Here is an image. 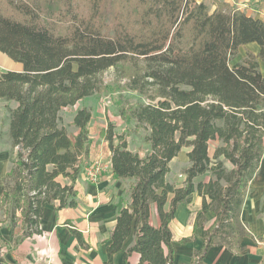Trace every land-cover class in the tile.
I'll use <instances>...</instances> for the list:
<instances>
[{
	"label": "trees",
	"instance_id": "obj_1",
	"mask_svg": "<svg viewBox=\"0 0 264 264\" xmlns=\"http://www.w3.org/2000/svg\"><path fill=\"white\" fill-rule=\"evenodd\" d=\"M252 43L260 47L258 55L247 52L231 65L240 48ZM0 53L23 66L21 72L0 73V100L18 105L7 107L12 167L0 197V223L16 225L20 213L22 234L15 245L42 233L46 203L58 201L59 209L77 205L74 187L89 155L92 112H76L74 139L61 113L107 89L101 77L112 69L128 81L126 88L148 100L123 108L121 115L148 132L150 150L143 157L131 151L112 126L102 134L114 177L130 181L131 209L117 217L110 262L134 235L126 256L136 252L140 264H173L170 223L179 204L194 194L202 198L195 227L206 213L215 216L194 264H203L212 246L242 250L250 234L241 212L264 161L258 62L264 63V21L225 3L211 13L208 4L194 0H0ZM212 141L221 144L213 158ZM185 148L189 167L184 187L177 188L168 180L170 163ZM207 174V182H195ZM154 204L159 228L150 224ZM73 235L82 242L81 234ZM9 249L0 237V264H10Z\"/></svg>",
	"mask_w": 264,
	"mask_h": 264
},
{
	"label": "crops",
	"instance_id": "obj_2",
	"mask_svg": "<svg viewBox=\"0 0 264 264\" xmlns=\"http://www.w3.org/2000/svg\"><path fill=\"white\" fill-rule=\"evenodd\" d=\"M194 1L197 4H208L211 13L217 9L218 3H225L234 6L248 17L264 21V0ZM245 49H249L254 55H258L260 51L256 43L240 48L239 53ZM261 70L264 71V63ZM7 71L21 72L23 66L0 53V73ZM17 106L15 102L0 100V122L3 117L8 116L5 134L10 142V113L7 107L15 110ZM77 135L78 130L75 137ZM129 149L133 151L130 146ZM11 155L0 150V197L5 191L3 179L12 167ZM140 156L143 157L141 154ZM111 157L108 141L91 140L89 155L82 160L83 172L74 187L77 205L73 208L59 209L58 201L46 203L39 223L42 231L40 235L15 245V240L22 234L20 213L17 214L19 221L16 225L9 220L4 224L0 223V237L10 244V249L6 253L10 264H140V254L133 252L126 256L128 249L134 244V235L128 237L121 251L113 256L111 262L109 260L107 249L112 243L111 236L117 225V217L123 208L131 209L130 181L114 177ZM176 159L177 157L170 163L168 180L177 188H182L186 181L184 173L171 178L172 163ZM95 162L104 163L106 169L101 173L97 183H91L86 178V170ZM263 163L264 161L249 186L241 212V220L248 226L250 234L242 239L240 243L242 250L235 252L225 246H212L206 252L203 264H264ZM209 178L207 174L195 179V182H207ZM172 198L170 195L164 207L165 212L169 211ZM201 209L202 198L197 194L182 201L177 207L175 217L170 223L173 264H194L195 254L203 249L205 245L203 231L214 224L215 216L211 212L206 213L202 225L195 227L196 214ZM150 224L155 228L161 227V218L155 204L151 206ZM73 230L81 234L82 242L73 235Z\"/></svg>",
	"mask_w": 264,
	"mask_h": 264
},
{
	"label": "rangeland",
	"instance_id": "obj_3",
	"mask_svg": "<svg viewBox=\"0 0 264 264\" xmlns=\"http://www.w3.org/2000/svg\"><path fill=\"white\" fill-rule=\"evenodd\" d=\"M247 52L253 54V52L249 49H245V51L239 53L238 57L231 62V65L239 63L245 59ZM258 62L260 65V72H262L261 65L263 62ZM262 73L264 75V71ZM101 79L105 86L108 85L107 89H104L101 93H97L92 97L84 99L74 107L63 110L61 113L62 124L66 127L69 135L72 138H75L77 130L72 124L73 118L80 108L86 107L92 112V120L88 126L90 140H104L102 132L112 126L117 134L122 135L125 138L133 151L144 156L150 150L149 145L145 142L148 132L142 127L137 126L134 122L127 124L125 117L121 115V111L123 108L127 111L129 105L133 103H146L148 100L140 96L138 93L126 88L128 81L118 78L112 69L104 73ZM7 119L8 116L6 115L0 122V150L11 155V142L7 139V134H5V124H7ZM220 146L221 144L219 141H212L210 143L209 153L211 158L214 157L216 149ZM188 151V148L183 149L179 157H177V159L172 163L171 178L184 173V171L188 168ZM219 160L224 163V166L227 169L231 168V165L224 158H220ZM96 164H100L102 172L106 169V165L104 163L95 162L87 170L92 169Z\"/></svg>",
	"mask_w": 264,
	"mask_h": 264
},
{
	"label": "built area",
	"instance_id": "obj_4",
	"mask_svg": "<svg viewBox=\"0 0 264 264\" xmlns=\"http://www.w3.org/2000/svg\"><path fill=\"white\" fill-rule=\"evenodd\" d=\"M101 172H102V168L100 164H96L95 166H93L92 169L87 170L86 177L88 178V181H90L91 183H97L99 181Z\"/></svg>",
	"mask_w": 264,
	"mask_h": 264
}]
</instances>
